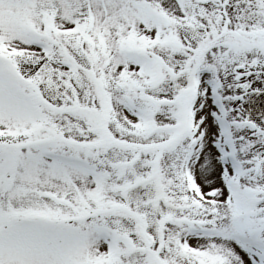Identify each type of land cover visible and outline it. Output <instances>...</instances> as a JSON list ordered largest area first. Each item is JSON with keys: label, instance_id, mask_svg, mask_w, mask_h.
I'll list each match as a JSON object with an SVG mask.
<instances>
[{"label": "snow or ice", "instance_id": "6c2138e0", "mask_svg": "<svg viewBox=\"0 0 264 264\" xmlns=\"http://www.w3.org/2000/svg\"><path fill=\"white\" fill-rule=\"evenodd\" d=\"M0 264H264V0H0Z\"/></svg>", "mask_w": 264, "mask_h": 264}]
</instances>
